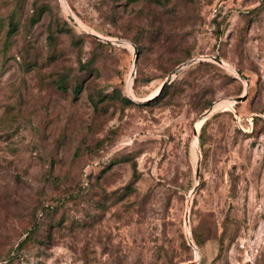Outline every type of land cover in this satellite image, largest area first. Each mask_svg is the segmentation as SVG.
I'll use <instances>...</instances> for the list:
<instances>
[{
  "label": "rangeland",
  "instance_id": "obj_1",
  "mask_svg": "<svg viewBox=\"0 0 264 264\" xmlns=\"http://www.w3.org/2000/svg\"><path fill=\"white\" fill-rule=\"evenodd\" d=\"M8 257L264 264V0H0Z\"/></svg>",
  "mask_w": 264,
  "mask_h": 264
},
{
  "label": "trees",
  "instance_id": "obj_2",
  "mask_svg": "<svg viewBox=\"0 0 264 264\" xmlns=\"http://www.w3.org/2000/svg\"><path fill=\"white\" fill-rule=\"evenodd\" d=\"M41 14V12L39 13V15ZM36 19L37 18H35V16H32V18H31V22H34V21H36ZM15 29H16V21L13 19V17L10 19V22H9V24H8V29H7V31H6V36L7 37H10L12 34H13V32L15 31ZM216 58H220V57H217L216 56ZM221 59V58H220ZM222 61H224L223 59H221ZM76 91H78V89H76ZM125 103H131V99L130 98H127V97H123V98H121ZM254 118L255 117H253V122H254ZM240 122H242V121H240ZM137 180V169H136V165L134 164L133 165V174H132V181H131V183H134L135 181ZM30 235H31V232H29V234H27V236H26V238H24L23 240H21L20 241V243H19V245H18V249L17 250H19V249H21L22 248V246H23V244H24V242L25 241H27V240H29V238H30ZM10 256V255H9ZM8 262H9V264H11L13 261H12V258H10L9 259V257H8Z\"/></svg>",
  "mask_w": 264,
  "mask_h": 264
},
{
  "label": "water",
  "instance_id": "obj_3",
  "mask_svg": "<svg viewBox=\"0 0 264 264\" xmlns=\"http://www.w3.org/2000/svg\"><path fill=\"white\" fill-rule=\"evenodd\" d=\"M199 59L198 58H194V59H192L190 62H197ZM136 61H137V57L135 58V63H136ZM218 61V64H220V65H222V66H227V64L225 63V62H223L222 60H217ZM245 98H246V95L245 94H243V95H241V96H238V97H236L235 98V102L236 103H238V102H240V101H243V100H245ZM211 112V110L209 109L208 111H206L205 112V115H207V114H209ZM188 217V216H187Z\"/></svg>",
  "mask_w": 264,
  "mask_h": 264
},
{
  "label": "built area",
  "instance_id": "obj_4",
  "mask_svg": "<svg viewBox=\"0 0 264 264\" xmlns=\"http://www.w3.org/2000/svg\"><path fill=\"white\" fill-rule=\"evenodd\" d=\"M200 60V59H199ZM253 119V118H252ZM251 122V121H250Z\"/></svg>",
  "mask_w": 264,
  "mask_h": 264
}]
</instances>
